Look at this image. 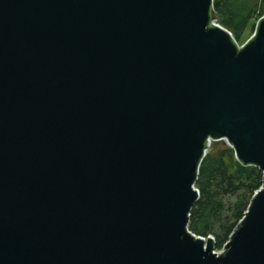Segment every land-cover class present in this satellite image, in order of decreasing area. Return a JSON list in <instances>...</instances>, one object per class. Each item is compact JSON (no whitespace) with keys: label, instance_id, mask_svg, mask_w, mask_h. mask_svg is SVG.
<instances>
[{"label":"water","instance_id":"1","mask_svg":"<svg viewBox=\"0 0 264 264\" xmlns=\"http://www.w3.org/2000/svg\"><path fill=\"white\" fill-rule=\"evenodd\" d=\"M213 0H0V264H264V16ZM262 174L222 250L188 229L211 141Z\"/></svg>","mask_w":264,"mask_h":264},{"label":"trees","instance_id":"2","mask_svg":"<svg viewBox=\"0 0 264 264\" xmlns=\"http://www.w3.org/2000/svg\"><path fill=\"white\" fill-rule=\"evenodd\" d=\"M264 14V0H213L210 9V22H216L227 29L236 41L247 29L251 21H258ZM255 31V30H254ZM249 169L250 183L240 181L230 174L224 162V153L216 156L205 155L199 164L195 186L199 198L190 211L188 229L196 236L215 240L214 249L220 250L228 241L234 228L242 219L251 200V195L262 182L261 172L254 166ZM242 169V170H241ZM252 175V176H251ZM239 179V180H238ZM226 197L236 198L226 206ZM233 221L231 222V220Z\"/></svg>","mask_w":264,"mask_h":264},{"label":"rangeland","instance_id":"3","mask_svg":"<svg viewBox=\"0 0 264 264\" xmlns=\"http://www.w3.org/2000/svg\"><path fill=\"white\" fill-rule=\"evenodd\" d=\"M257 22L258 21H256V20L251 21V23L249 24V26L247 27L245 32L239 38H236V42L239 46H242L243 44H245L252 37L254 30L256 28ZM220 153H224V162H225V165L227 167L228 172L230 174H234L236 177H238L240 179V181L248 184V183H250V180H252V178L255 177V175L254 176L251 175L252 177H249V174H247L249 172V169L243 170V171H245L244 172L245 174H242V172L239 171L240 168H242V167H240V163L234 157V150L224 140L211 141L208 148H207V152L205 155L216 156ZM261 186H262V182L260 181L256 190H254L253 194L251 195V198L254 195V193L260 189ZM195 189H197L196 186H195ZM235 199L236 198H234V197H226L223 200V203L226 206H228L229 204H232L235 201ZM244 213H245V211H244ZM232 221H233V219L231 220V222ZM208 237L212 239L213 244H214V242H215L214 238L212 236H207L206 238H208ZM219 251L220 250L214 249L215 253H218Z\"/></svg>","mask_w":264,"mask_h":264},{"label":"built area","instance_id":"4","mask_svg":"<svg viewBox=\"0 0 264 264\" xmlns=\"http://www.w3.org/2000/svg\"><path fill=\"white\" fill-rule=\"evenodd\" d=\"M263 16H264V15H263ZM263 16H262V17H263ZM262 17H261V18H262ZM216 24H217V23L215 22L212 26H214V25H216ZM228 145H230V144H228ZM207 146H209V143L207 144ZM230 146H231V145H230ZM231 147H232V146H231ZM207 148H208V147H207ZM206 152H207V150H206ZM205 154H206V153H205ZM221 250H222V249H220V251H221ZM220 251H219V252H220Z\"/></svg>","mask_w":264,"mask_h":264},{"label":"bare ground","instance_id":"5","mask_svg":"<svg viewBox=\"0 0 264 264\" xmlns=\"http://www.w3.org/2000/svg\"><path fill=\"white\" fill-rule=\"evenodd\" d=\"M224 141H226L228 144H230L227 140L223 139Z\"/></svg>","mask_w":264,"mask_h":264}]
</instances>
